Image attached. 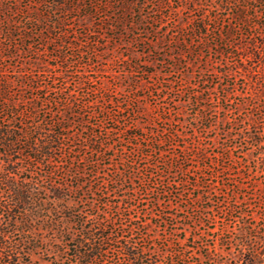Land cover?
<instances>
[{"label": "rangeland", "instance_id": "rangeland-1", "mask_svg": "<svg viewBox=\"0 0 264 264\" xmlns=\"http://www.w3.org/2000/svg\"><path fill=\"white\" fill-rule=\"evenodd\" d=\"M220 1L0 0V125L22 147L0 144V199L5 178L36 183L143 249L106 240L103 264H264V17L238 28ZM51 137L44 160L23 147ZM39 224L18 264L67 262Z\"/></svg>", "mask_w": 264, "mask_h": 264}, {"label": "trees", "instance_id": "trees-1", "mask_svg": "<svg viewBox=\"0 0 264 264\" xmlns=\"http://www.w3.org/2000/svg\"><path fill=\"white\" fill-rule=\"evenodd\" d=\"M223 4H226L231 8V16L237 23L236 25L234 23L233 26H238V28L248 26L250 18L264 17V0H221L219 6H222ZM256 25L260 29V33H263L264 22L257 23ZM207 27L206 23L202 21L201 24L197 26V29L200 31L203 29L207 30ZM230 33L231 30L229 28L226 30V35L219 33L218 36L221 39H227V35H230ZM201 34L204 35L205 33ZM199 43L200 42L198 41L195 44L199 46ZM193 52L196 53L197 56L202 54V47H199L198 50L191 51L190 54L193 55ZM218 52L220 54L223 53L222 50H219ZM218 73L220 76H224L228 75L229 72L228 70H219ZM260 74L261 81L264 84V72ZM262 83L260 85H262ZM261 91H264V88H261ZM26 135H28L27 132ZM249 136L254 139L256 144H260L262 141V132L258 129L255 132H252ZM2 139H5V142H3ZM59 140V137H51L46 141L36 142L35 146H31L30 142L27 140L23 142V147H32L34 151L32 157H34V159L35 157H42V160H44L43 158L50 157L55 149L51 143H58L60 142ZM18 142H20L18 134L13 133L10 129H2V126L0 125V144L13 151L21 152L22 147L17 146V144H20ZM95 151L101 152V150L98 151L97 149H95ZM103 153L105 155V151H103ZM201 156L203 157L204 155ZM14 162L15 161L9 160L7 164ZM4 178L5 177H2V179ZM5 182L7 183L9 191H7L5 198L0 199V211L6 214L4 218H2L0 214V264H18L19 258L22 254H28V250H30L31 253V250L39 246L30 245V249L26 247L27 243L31 244L43 240L42 236H40L41 233H38L35 226L38 221L42 223L39 224L41 230L44 229L52 232V234L55 235L54 238L58 240L56 247L48 249V253L52 252L54 255L52 261L54 259L59 261L57 257L60 254H65V260H68L67 262L61 261L60 263L57 262L53 264H103L102 262H104L105 256H107L106 245L108 243L105 244L106 240L116 243L117 245H114L113 247L118 246V248L122 249L119 253H122L123 259L128 262L137 263L142 258V254H144L143 249L138 250L134 243L128 239L122 240L117 236L111 237L110 235L101 232H99L98 236L94 234L95 236L93 238L91 232L95 225H87V221L81 216V212H78L79 216L76 218L77 215L75 208L72 209L70 206L65 205L60 207L56 205L55 199H52L50 205H48L47 202L49 201H47V199H42L38 196L40 194V188L36 187V183L30 184L29 181L18 183L13 177L10 179L5 178ZM18 205L24 207V212H19L22 214L20 219H18V215L15 212L12 213L14 208ZM16 223L24 225L21 229L22 235H19V237H10L9 232L15 231L14 224ZM96 224L94 233L104 228L102 223ZM73 226L77 227L75 232H78V234L74 233ZM261 252L264 254V247ZM252 256L255 257L254 254H252ZM118 258L119 262H121L119 264H122L123 259L119 256ZM24 263L29 264V261H25ZM245 263L254 264L255 259L248 258Z\"/></svg>", "mask_w": 264, "mask_h": 264}]
</instances>
